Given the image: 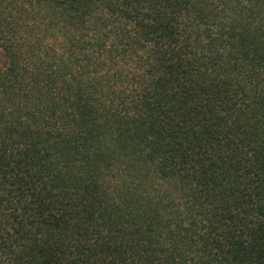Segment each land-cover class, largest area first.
I'll return each instance as SVG.
<instances>
[{
  "label": "trees",
  "instance_id": "trees-1",
  "mask_svg": "<svg viewBox=\"0 0 264 264\" xmlns=\"http://www.w3.org/2000/svg\"><path fill=\"white\" fill-rule=\"evenodd\" d=\"M0 264H264V0H0Z\"/></svg>",
  "mask_w": 264,
  "mask_h": 264
},
{
  "label": "rangeland",
  "instance_id": "rangeland-1",
  "mask_svg": "<svg viewBox=\"0 0 264 264\" xmlns=\"http://www.w3.org/2000/svg\"><path fill=\"white\" fill-rule=\"evenodd\" d=\"M4 61H5V57H4L3 52L0 49V66H2L4 64Z\"/></svg>",
  "mask_w": 264,
  "mask_h": 264
}]
</instances>
